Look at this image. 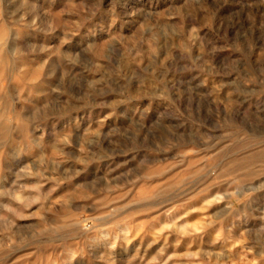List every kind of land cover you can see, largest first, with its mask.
I'll use <instances>...</instances> for the list:
<instances>
[{
    "label": "rangeland",
    "instance_id": "obj_1",
    "mask_svg": "<svg viewBox=\"0 0 264 264\" xmlns=\"http://www.w3.org/2000/svg\"><path fill=\"white\" fill-rule=\"evenodd\" d=\"M0 264H264V0H0Z\"/></svg>",
    "mask_w": 264,
    "mask_h": 264
}]
</instances>
